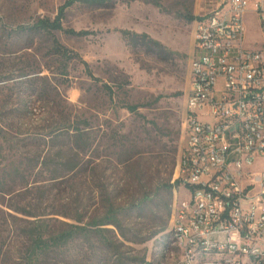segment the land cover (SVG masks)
<instances>
[{
  "label": "rangeland",
  "instance_id": "obj_1",
  "mask_svg": "<svg viewBox=\"0 0 264 264\" xmlns=\"http://www.w3.org/2000/svg\"><path fill=\"white\" fill-rule=\"evenodd\" d=\"M64 1L0 0V136L12 139L10 144L22 140L20 144L31 142L37 148L39 133L57 126L59 110L65 105L73 117L89 119L94 146L86 163L95 170H80L62 183L46 181V173L38 175L43 180L38 184L47 191L34 190L26 200L52 223L55 218L73 222L51 212L92 210L101 203L103 190L115 204L130 209L134 200L147 193L150 201L145 208L141 212L133 208L124 217L127 228L152 236L143 243H128L131 249L126 252L145 258L144 264H157L170 243L174 189L179 192L181 186L178 164L186 145L183 122L194 41V21L187 16H197L199 0H113L101 7L75 4L63 24L91 32L83 37L19 29L40 18L54 19ZM122 30L148 34L165 50L151 43L135 44L124 38ZM262 36L258 19L248 18V45H260ZM53 37L87 61L94 76L112 86V98L79 59L69 62L65 74L66 61L53 51ZM126 103L138 105L136 112L122 107ZM66 141L65 136L56 139L60 146ZM5 161L0 156V163ZM8 186L22 188L20 183ZM14 200V195L0 192V264H24L20 233L25 223L2 211L9 210L5 204ZM155 230L159 232L153 234ZM87 246L78 240L64 253H51L48 261L115 264L102 256L94 260ZM129 264L139 262L131 259Z\"/></svg>",
  "mask_w": 264,
  "mask_h": 264
},
{
  "label": "built area",
  "instance_id": "obj_2",
  "mask_svg": "<svg viewBox=\"0 0 264 264\" xmlns=\"http://www.w3.org/2000/svg\"><path fill=\"white\" fill-rule=\"evenodd\" d=\"M193 39L181 186L157 264H264V0H199Z\"/></svg>",
  "mask_w": 264,
  "mask_h": 264
},
{
  "label": "trees",
  "instance_id": "obj_3",
  "mask_svg": "<svg viewBox=\"0 0 264 264\" xmlns=\"http://www.w3.org/2000/svg\"><path fill=\"white\" fill-rule=\"evenodd\" d=\"M112 1L65 0L60 5L54 19L40 18L31 26H21L19 29L35 30L48 34H52L53 31H63L73 36H87L91 33L88 30H76L64 26L63 20L67 11L75 4L101 7L107 6ZM187 17L191 21L197 18L193 14ZM122 33L124 38L135 44L139 41L146 45L151 43L155 47L165 50L162 43L151 39L148 34H137L128 30H122ZM53 51L66 61L65 74L68 73L69 62L79 59L84 64L85 70L91 79L102 82L93 75L87 61L63 45L56 37H53ZM102 87L105 93L112 98L114 95L112 86L102 82ZM122 107L131 112H136L138 109V105L129 103L122 105ZM59 112L61 117L56 121L57 126L52 127L49 132L39 133L40 140L36 144L37 148H32L31 142L25 141L24 144H20L22 140L10 144L13 141L12 139H9L6 135L0 136V156L6 160L4 163H0L3 165L2 171H0V192L15 196L14 201L5 204L9 210L2 211L4 213L6 211L9 218L25 223L20 233L23 239L24 253L22 257L24 264H54V262L48 261L51 253L57 255L64 253L63 249L69 248L71 244H75L78 240H82L84 244L89 245L87 247L94 260L102 256L108 261L114 259L115 264H129L131 259L138 261L139 264H144L145 258H133L136 256L130 255L126 252V249H131L128 243H143L152 234L145 236L140 230L127 228L124 215L125 212L133 208H137L141 212L150 201V196L147 193L134 200L130 209L122 204H115L107 191L103 190L101 191V203L96 204L92 210L85 208L80 211V208L76 207L75 214H70L68 210L51 212V214L72 219L73 222L55 218L56 220L52 223V220L41 217L43 214L35 209V204L31 200H26L28 199L26 197L34 190L47 191L38 184L43 181L37 178L38 175L46 173V181L62 183L65 180L64 177L77 174L80 170H95L94 167L88 168L89 165L86 163L89 162L94 146L90 132L93 128L92 122L87 118L73 117L68 105H65ZM59 136L67 138L64 145L60 146V143L56 142ZM13 150L14 156L12 154ZM9 155H12V157L8 158ZM138 164L140 167L142 166L141 162ZM9 183H20L22 188L20 190L13 189L8 186ZM177 183H180V180H177ZM169 189L172 191L173 186L170 185ZM163 229H165L164 226L159 228L160 231ZM159 230H155L153 234L159 232ZM2 245L0 249H3ZM86 256L91 257L88 253Z\"/></svg>",
  "mask_w": 264,
  "mask_h": 264
}]
</instances>
